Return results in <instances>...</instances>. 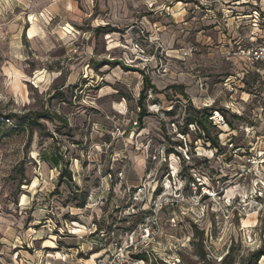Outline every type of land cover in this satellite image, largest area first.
<instances>
[{
	"label": "rangeland",
	"instance_id": "obj_1",
	"mask_svg": "<svg viewBox=\"0 0 264 264\" xmlns=\"http://www.w3.org/2000/svg\"><path fill=\"white\" fill-rule=\"evenodd\" d=\"M253 10L0 0V264H264V79L240 54ZM206 107L219 152L186 123Z\"/></svg>",
	"mask_w": 264,
	"mask_h": 264
},
{
	"label": "trees",
	"instance_id": "obj_2",
	"mask_svg": "<svg viewBox=\"0 0 264 264\" xmlns=\"http://www.w3.org/2000/svg\"><path fill=\"white\" fill-rule=\"evenodd\" d=\"M106 29H107L106 27L101 28L102 32H105ZM122 69L128 71L124 67ZM143 84H144V87L142 88L139 99L137 101L138 108L140 110L139 114H138V123H137L139 126L142 125L143 118L147 117L149 114V113H147L146 108H145L144 103H143L145 96H146V92H147L148 88L154 89L153 86L149 85V80L144 75H143ZM179 92H180V94H184L183 90L180 88H179ZM215 112H221V114H222L223 111L216 110ZM197 113L200 114V111H198ZM202 113H203V118L201 117V118H195V119H188L186 123L190 124V125H195L197 128V131L203 136L204 140L210 142L211 146L213 148L218 149L217 151L219 152L222 149H221L220 145L218 144V141H216L215 137L210 136V133H209L208 128L206 126L207 122L211 123L210 118L212 117L213 109L206 107L205 109L202 110ZM233 117L236 119L238 118L237 116H233ZM45 118H46V115L44 113H35V114L28 113V114L23 115L20 118V123H21L20 125H22V126L25 125V126H28L30 129H32L33 124H39L38 121L40 119H45ZM228 124H229V126L231 125L230 122H228ZM48 136H50L52 138L51 135H48ZM85 200H86V198H83L79 202V208H83L85 206ZM261 256L264 257V251L260 250V251L255 252V254H253L254 261H257ZM134 257L136 259H141V260L143 259V255H141V254H138Z\"/></svg>",
	"mask_w": 264,
	"mask_h": 264
},
{
	"label": "built area",
	"instance_id": "obj_3",
	"mask_svg": "<svg viewBox=\"0 0 264 264\" xmlns=\"http://www.w3.org/2000/svg\"><path fill=\"white\" fill-rule=\"evenodd\" d=\"M252 18V30L250 32L249 38L246 39V47L240 52L245 60L249 64V69L253 75L256 77L264 79V12H258L253 10L251 12ZM258 28L256 31L253 28ZM261 115V113H260ZM263 154V153H262ZM148 234V231L146 232ZM120 255L121 264H141V259H129L122 257ZM103 264H114V261H106Z\"/></svg>",
	"mask_w": 264,
	"mask_h": 264
},
{
	"label": "bare ground",
	"instance_id": "obj_4",
	"mask_svg": "<svg viewBox=\"0 0 264 264\" xmlns=\"http://www.w3.org/2000/svg\"><path fill=\"white\" fill-rule=\"evenodd\" d=\"M35 185V184H34ZM26 202V198L23 196L21 199V204L24 205V203ZM78 232V231H76ZM101 255H99L98 257H100ZM54 257V256H53Z\"/></svg>",
	"mask_w": 264,
	"mask_h": 264
}]
</instances>
